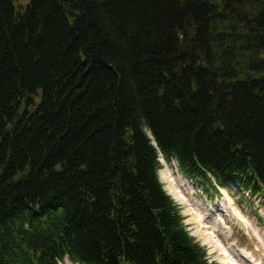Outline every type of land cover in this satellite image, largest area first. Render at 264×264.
<instances>
[{
    "label": "trees",
    "instance_id": "obj_1",
    "mask_svg": "<svg viewBox=\"0 0 264 264\" xmlns=\"http://www.w3.org/2000/svg\"><path fill=\"white\" fill-rule=\"evenodd\" d=\"M0 0V264H215L160 158L264 193V0Z\"/></svg>",
    "mask_w": 264,
    "mask_h": 264
},
{
    "label": "rangeland",
    "instance_id": "obj_2",
    "mask_svg": "<svg viewBox=\"0 0 264 264\" xmlns=\"http://www.w3.org/2000/svg\"><path fill=\"white\" fill-rule=\"evenodd\" d=\"M29 1L30 0H20L19 4L27 5ZM215 1L222 2L223 0ZM161 159L164 158L161 157L160 161ZM165 162L167 161L165 160ZM175 175L179 178H187L175 160L171 163L167 162L166 166H164V164L162 165V169L159 172V178L165 190L171 194L174 201L180 207L182 215L184 217V223L186 224L188 232L206 250L209 260L214 262L215 264H220L221 262L219 253L214 250L211 244H209L208 240H205L206 232L210 233V237H213V234L210 231H199L200 227L202 228L201 225L204 222L199 221V225L195 224L193 221H191L193 220L194 216L192 214H186L185 205L183 204H188L187 202H185V200H187L188 198H191L193 202L200 203V205L202 206L201 208H203L201 212L204 211L203 214H210V211L213 210L216 214L213 217L214 220L219 218L223 221L222 226L219 229L220 232L222 231V233H225V236L228 237L227 239L225 236L220 235L222 238L221 240H223V245L225 247H230L234 252H236L237 255L247 256L256 264H264V193L252 196L249 192H245L239 185L234 182L229 183V185L224 188H220V191L216 193L213 191L206 192V188L202 186L200 182H198L197 180H191L194 185L196 184L197 188L196 193L192 194L191 196L183 186L179 185L176 187L174 183H172V181L176 179ZM172 176L174 178H171ZM172 184L173 186H175L176 189H173V187H171ZM176 195L177 197H174ZM176 198L177 200L182 201L178 202L176 201ZM227 201H230V203L232 204L231 206L233 211L236 212L235 214L239 215L238 217L240 220L242 219L243 221H245V223L249 227V230L243 228L239 221L233 218V213L231 210L228 209V216H226L225 213H222V211L219 210L218 205L221 206V204H224V202L227 204ZM216 203L218 204L217 206L215 205ZM211 205L213 207H211ZM205 226H207V224ZM228 261L231 264L239 263L237 258L232 257L228 258ZM61 264L75 263H73L70 259L67 258Z\"/></svg>",
    "mask_w": 264,
    "mask_h": 264
},
{
    "label": "bare ground",
    "instance_id": "obj_3",
    "mask_svg": "<svg viewBox=\"0 0 264 264\" xmlns=\"http://www.w3.org/2000/svg\"><path fill=\"white\" fill-rule=\"evenodd\" d=\"M161 162H162V164H164V166H166L167 162H165L164 159H161ZM173 176L171 178H174ZM175 178L176 179H174L172 181V183H174V185L176 187L179 186V185L183 186L185 188V190H187V192L191 196H192V194L196 193V191H197L196 184L194 185V183L191 180H189V179H187L185 177L179 178L176 175H175ZM175 186H173V184H172L171 187H173V189H176ZM167 193L171 196V194L169 192H167ZM174 197H177V195L174 196ZM187 200H185V202H187L188 204L187 205L183 204V205H185L186 214H192L194 216L193 220H191V221H193L195 224H198V225L200 224L199 221H203L204 223L202 222L203 224L201 225L202 228L199 226L200 227L199 231H202V230L210 231L213 234V237H210V233L206 232L205 233V235H206L205 240H208L209 244H211V246L214 248V250L217 253H219V257H220V261H221L220 264H231L228 261V258H231V257L232 258H237V260L239 261L238 264H240V263L241 264H256L254 261L249 259L247 256H245V255H237L236 252H234L230 247H225L223 245V240H221L222 239L221 236H225V233L223 234L222 231L220 232V229H219V228H221L223 221L221 219H219V218L214 220L213 217L216 214H215V212L213 210L210 211V214L209 213L207 215L203 214L204 211L201 212V210L203 208H201L202 206L200 205V203L193 202L191 198H188ZM176 201L181 202L182 200H177V198H176ZM189 204H191V205H189ZM231 205L232 204L230 203V201L229 202L227 201V204L225 203V206L221 205L218 208H219V210H221L223 212H224V210L226 212L228 211V209L231 210L232 213H233V218H235V220L239 221V223L241 224V226H243V228L249 230V227L247 226L245 221H243L242 219L241 220L239 219V217H238L239 215L235 214L236 212L233 211ZM203 217H205V218H203ZM206 224H207V226H205ZM224 230H225V228H224ZM225 237L228 239L227 236H225ZM219 242H220V244H219Z\"/></svg>",
    "mask_w": 264,
    "mask_h": 264
}]
</instances>
